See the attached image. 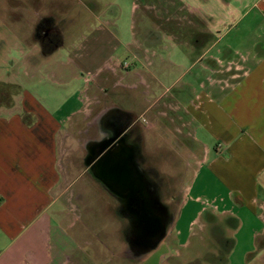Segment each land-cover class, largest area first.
Instances as JSON below:
<instances>
[{
    "label": "crops",
    "instance_id": "crops-1",
    "mask_svg": "<svg viewBox=\"0 0 264 264\" xmlns=\"http://www.w3.org/2000/svg\"><path fill=\"white\" fill-rule=\"evenodd\" d=\"M260 5L264 13V0H255L251 8ZM20 8L27 10L28 7L21 5ZM35 22L25 23L27 29L22 32L20 23L0 20V42H7L8 38L23 41L30 49L29 57L42 61L58 60L56 54L64 46L63 37L60 35L58 44L42 53L33 38L39 21ZM221 25L218 23L219 27ZM233 25H229L224 35L209 41L211 45L205 50L193 54V64H197L199 70L190 73L186 84L190 92L187 101H177L173 95L167 94L168 88L159 83L158 75L151 69L154 62L141 72H132L129 83L123 84L124 78L120 75L122 79L119 81V75L113 74L116 78L110 89L140 90L139 110L104 103L109 94L101 88L98 89L102 91L100 94L95 95V92L92 95V107L86 97L89 90L87 79H82L83 90L78 88L76 93L80 106L70 108L68 86L72 81H78L77 73L66 76L61 70L47 66L41 69L45 61L39 66L34 61L31 78L39 76L36 83L30 90L17 88V100L0 103V264H75L64 260V254L58 250L55 257L48 253L52 232L50 222L56 202L85 193L86 184H80L85 182V175L93 187L100 188L118 204L121 216L133 219L125 205L128 201L123 195L126 193L120 196L108 189L92 166L105 151V144L129 131L130 125L136 121L131 135L127 138L125 132L113 145L121 143L142 187L156 186L155 177L145 163L143 135L137 116L147 120L150 116L169 117L168 124H174V132L186 136L190 141L189 148L193 149L192 155H188L189 162L182 169L183 189L169 227L172 240L178 245L185 246L188 242L187 239L181 241L179 226L182 224L188 237L195 224L203 225L201 219L207 214L236 219L264 205V199L259 202V198L264 197V38L258 43L253 39L245 52H235L241 61L236 57L226 59L224 63L218 57L221 51H217L214 61L205 63L209 51L223 41L235 27ZM92 41L93 45L89 43L76 48L67 60H77L80 66L76 69L81 71L85 67L88 71L84 73L90 70L98 76L105 66L102 68V61L96 65L90 51L101 40L93 36ZM111 49L115 51L116 47ZM126 51L130 54L129 50ZM141 52L147 55L150 51L145 48ZM151 52L157 57L154 50ZM183 58H187L186 54ZM59 64L64 67L68 62L60 60ZM230 65L233 66L231 71ZM135 66L137 63H132L131 69ZM226 66L229 68L225 69ZM42 72L50 74L52 81L42 79ZM5 75H0V79ZM154 81L158 87L153 85ZM43 85H49V91L44 93ZM96 107L98 109L92 115ZM144 139L146 141V137ZM70 150L82 153L79 168L82 171L74 176L69 170ZM77 184L81 189L75 193L73 187ZM110 184L118 186L115 182ZM157 202L160 203L158 198ZM130 228H133V221ZM144 259L141 264H145Z\"/></svg>",
    "mask_w": 264,
    "mask_h": 264
},
{
    "label": "rangeland",
    "instance_id": "rangeland-1",
    "mask_svg": "<svg viewBox=\"0 0 264 264\" xmlns=\"http://www.w3.org/2000/svg\"><path fill=\"white\" fill-rule=\"evenodd\" d=\"M254 1L0 0V20L20 23L24 32L27 29L24 24L30 20L40 22V19H51L50 23L54 25L57 37L48 47L54 48L60 35L64 41V46L56 54V61L52 58L42 61L40 58L35 60L29 57L30 49L23 41L8 38L7 42H0V75L6 74L0 79V103L17 100V88L30 90L36 83L39 76L31 78V65H34V61L38 66L45 61L41 69L47 66L61 70L66 76L77 73L78 81H72L68 86L70 108L80 106L76 101V93L78 88L83 90L82 79H87L89 90L86 97L91 101L92 107V95L95 92V95L100 94L102 91L98 89L101 88L109 94L104 103L112 102L122 109L139 110L142 101L140 90L131 91L122 87L110 89L116 78L113 74L119 75V81L124 78L123 84L129 83L132 72H141L153 62L154 65L150 68L158 75L159 83L168 88L167 94L173 95L177 101H187L190 92L186 84L190 73L199 70V66L193 64V54L205 50L211 45L209 41L224 35L231 24L235 27L226 34L222 42L212 47L205 57V63L214 61L217 51H221L218 57L224 63L226 59L234 60L236 57L241 61L234 53L245 52L246 46L253 39H257L258 43L264 38L262 5L259 6L260 9H252ZM21 5L28 7L27 10H22ZM258 21L261 23L257 28ZM218 23L222 25L219 27ZM208 31L212 35L207 34ZM93 36L101 41L90 52L94 55L96 65L102 61V68L105 66L98 76L90 70L84 73L88 71L85 67L82 72L76 69L80 66L77 60H67L79 46L89 43L93 45ZM239 39L243 42H236ZM198 40L200 42L196 45ZM112 46L116 47L115 51H112ZM145 48L150 51L147 55L141 52ZM151 50L156 52L157 57ZM183 54L187 58H183ZM60 60L68 64L62 67ZM134 62L137 66L131 69ZM224 68L228 69L229 66ZM231 70L233 66L230 65ZM40 77L52 81L50 74L45 72ZM156 83L154 81L153 85L158 87ZM41 88L43 92L49 91L50 86L43 85ZM97 109H93L92 115ZM168 118L150 116L149 120L144 118L143 122L141 116H137L143 135L145 163L155 177L156 186H151L150 189L167 214L164 221L165 234L160 242L165 236L166 238L159 247L154 251L153 248L147 251L144 250L146 247L130 244L132 220L121 216L118 204L110 200L100 188L93 187L85 175V182L80 183L86 184L84 194L82 192L80 197L71 196L65 201L62 199L53 206L48 248L52 257H55L58 250L64 254V260L75 264H141L144 258L145 264H264V205L255 212L237 216L236 219L207 214L201 219L203 225L195 224L188 237L185 236V225L179 226L182 230L181 241H188L185 246L172 240L173 233L169 227L183 189L182 169L189 162L188 155H192L190 152L193 153V149L189 148L190 141L186 140V136L174 132L175 126L168 124ZM81 154V151L77 154L70 150L68 157L71 176L82 171L79 170ZM78 186L80 187L78 184L74 185V192L80 191ZM262 190L264 191V184ZM263 199L264 197L259 198V202ZM133 221L132 234L134 242H137V220L133 218Z\"/></svg>",
    "mask_w": 264,
    "mask_h": 264
},
{
    "label": "water",
    "instance_id": "water-1",
    "mask_svg": "<svg viewBox=\"0 0 264 264\" xmlns=\"http://www.w3.org/2000/svg\"><path fill=\"white\" fill-rule=\"evenodd\" d=\"M103 148L105 151L95 161L92 169L97 170L101 180L108 185V189L120 196L126 193L123 195L128 201L125 205L133 214L134 220H137L139 237L135 243L141 242L138 246L146 247L144 250L147 251L156 248L165 234L164 221L167 215L165 210L157 202V196L151 187H142L139 184L137 172L128 162L121 143L115 146L110 141ZM111 182L117 183L118 186L111 185Z\"/></svg>",
    "mask_w": 264,
    "mask_h": 264
},
{
    "label": "flooded vegetation",
    "instance_id": "flooded-vegetation-1",
    "mask_svg": "<svg viewBox=\"0 0 264 264\" xmlns=\"http://www.w3.org/2000/svg\"><path fill=\"white\" fill-rule=\"evenodd\" d=\"M50 21H51V19L40 20V22L38 23V25L36 27L35 35L33 37L35 39V41H37V43L39 45V48L41 49L42 53H45L48 49H50L48 47L50 42L52 40H54L55 37H57L54 34V25L52 23H50ZM47 23H50V24H47ZM130 126L131 127H129V131H127V132L125 131L126 134H127V138H128L129 135H131L132 128H134L136 126V121H134ZM125 132L122 133L121 135L125 134ZM121 135H119L118 138H115L116 140H113L112 144L115 143L118 139H120ZM112 136H113V132H112ZM132 229L133 228H130V235L132 237L129 238L130 239L129 242H131L130 244H132L133 246L134 245L138 246V245L141 244V242H139V243H135L134 242L135 240L133 238Z\"/></svg>",
    "mask_w": 264,
    "mask_h": 264
},
{
    "label": "built area",
    "instance_id": "built-area-1",
    "mask_svg": "<svg viewBox=\"0 0 264 264\" xmlns=\"http://www.w3.org/2000/svg\"><path fill=\"white\" fill-rule=\"evenodd\" d=\"M141 121H143V122H144V119H142Z\"/></svg>",
    "mask_w": 264,
    "mask_h": 264
}]
</instances>
